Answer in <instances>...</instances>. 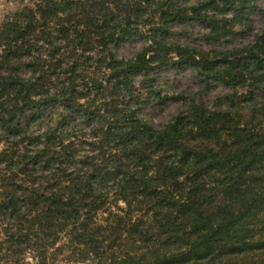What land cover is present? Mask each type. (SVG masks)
<instances>
[{"label": "trees", "instance_id": "1", "mask_svg": "<svg viewBox=\"0 0 264 264\" xmlns=\"http://www.w3.org/2000/svg\"><path fill=\"white\" fill-rule=\"evenodd\" d=\"M26 1L0 23V264H264V31L167 40L189 22L227 39L255 0ZM131 39L146 46L118 59ZM175 65L229 92L156 128L134 78Z\"/></svg>", "mask_w": 264, "mask_h": 264}, {"label": "rangeland", "instance_id": "2", "mask_svg": "<svg viewBox=\"0 0 264 264\" xmlns=\"http://www.w3.org/2000/svg\"><path fill=\"white\" fill-rule=\"evenodd\" d=\"M26 2V0H0V23L9 18V15L21 8L23 4L28 3ZM246 11L247 13L249 12L248 10ZM229 16L230 13L226 15V17ZM247 18L249 19V24L245 22L246 20L242 21V24L235 23L233 35H229L227 39L212 44L207 43L204 39V36L208 33V28L197 22L174 23L169 28L171 37L167 38V40L201 51H225L241 48L253 42L255 36L264 31V0H255L252 11L247 14ZM247 25L250 26L248 27ZM145 46L144 40L131 39L121 42L114 48L113 52L118 59L129 60ZM20 75L22 77L28 76L23 69L20 71ZM151 76L153 82L146 83L143 81L141 74L135 76L133 87L140 96V100L144 101L138 113L140 118L156 128L164 126L178 114L186 112L187 106L192 100L203 103L208 107H213L217 96L229 92V89L223 85H216L210 91L202 90L196 73L186 66L175 65L164 69L154 67L151 71ZM150 91L153 92V97L147 100L146 96H148ZM49 109L52 116L44 119L42 125L41 121L38 124L33 123L29 132L34 135L41 134L48 127L55 126L57 123L56 115L63 114L65 116L67 114V111L59 103L52 104ZM68 120L69 118L67 117L65 121ZM74 130L77 137L86 133L79 120L75 121ZM0 134H2L1 130ZM3 147V143H0V150Z\"/></svg>", "mask_w": 264, "mask_h": 264}]
</instances>
